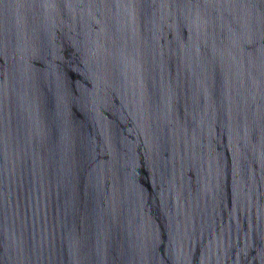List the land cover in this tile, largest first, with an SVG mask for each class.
I'll return each instance as SVG.
<instances>
[{
  "label": "water",
  "instance_id": "water-1",
  "mask_svg": "<svg viewBox=\"0 0 264 264\" xmlns=\"http://www.w3.org/2000/svg\"><path fill=\"white\" fill-rule=\"evenodd\" d=\"M0 264H264V0H0Z\"/></svg>",
  "mask_w": 264,
  "mask_h": 264
}]
</instances>
